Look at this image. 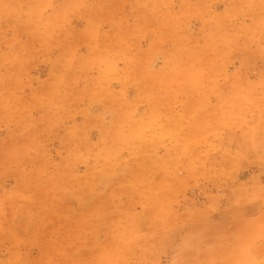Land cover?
Wrapping results in <instances>:
<instances>
[{
	"label": "rangeland",
	"instance_id": "obj_1",
	"mask_svg": "<svg viewBox=\"0 0 264 264\" xmlns=\"http://www.w3.org/2000/svg\"><path fill=\"white\" fill-rule=\"evenodd\" d=\"M195 125L204 155L231 131L243 171L186 162ZM9 163L23 227L0 196V264L215 263L179 225L213 216L198 164L264 182V0H0L2 191Z\"/></svg>",
	"mask_w": 264,
	"mask_h": 264
},
{
	"label": "crops",
	"instance_id": "obj_2",
	"mask_svg": "<svg viewBox=\"0 0 264 264\" xmlns=\"http://www.w3.org/2000/svg\"><path fill=\"white\" fill-rule=\"evenodd\" d=\"M194 112L195 115L199 116V110ZM222 115L224 116L225 114ZM229 117L234 116L230 115ZM195 122H198V119H195ZM212 124L214 127L223 126L221 123L218 124L214 121ZM231 125L236 130L235 119H231L230 125L228 123V126ZM244 127L246 129V124ZM191 128L193 127H190V129L187 127L186 131L192 130ZM194 129L195 132L187 136L185 140V146L189 149L185 157L186 162H204L203 160L206 159L212 165H226L229 166L228 169L231 170L232 176L236 174L237 170L243 171V166H246V163H243L242 160L244 156L241 159L239 158L237 149L239 143L236 139L233 141L231 138L233 133L231 131L225 130V134L219 135L214 141V144L219 148L227 145L225 141H228L230 145L231 150H227L225 155L220 156L217 152L204 155L203 151L213 145V143L207 144L210 139L203 137L202 131H198V125H195ZM232 151L233 156L231 155ZM198 166L200 167L197 168V176H200L198 180L205 182L211 178L213 181L214 176L211 175L210 177L208 174L210 172L213 174L214 171H206L205 167L200 166V164ZM15 172V166H11L9 163L7 165V174L5 175L8 186L5 190H0V196L4 195L7 200L4 210L9 213H7L3 226L11 230L23 227V221H19L23 219L18 215L22 213L20 207L23 205V189H20V187H23V179L25 177H23V171L20 174ZM199 172H201V175ZM168 174V169L164 168L163 179L165 181L169 180ZM204 182L198 184L199 191L197 195L202 198L207 195L208 200L210 198H213L212 201L215 200L211 207L213 216L209 219L201 217L189 222L181 221L179 226L183 230L179 234L180 253L186 254V257L191 256L187 254L189 249L187 247V249L184 248L185 235L183 233L187 232L188 229H196L198 241L195 249L198 254L200 252L208 253L209 255H206L207 259L216 260L213 264H221V261L222 264L225 261L226 263L232 261V264H264V182L247 179L243 187L235 188V184H228L222 190H219L218 186L213 182L208 185ZM222 195L225 196L223 203L222 199H220ZM205 203L207 204V202ZM164 212L172 214L171 209L166 206L164 207ZM167 223L165 221L164 228L166 226L171 227ZM204 233H207L206 237H204ZM21 236L23 238V232ZM255 237L257 239H254ZM234 261L236 262L234 263Z\"/></svg>",
	"mask_w": 264,
	"mask_h": 264
}]
</instances>
